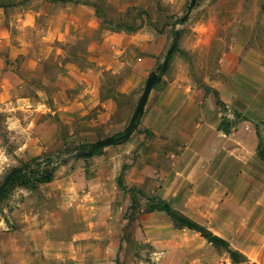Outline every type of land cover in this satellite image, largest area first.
Listing matches in <instances>:
<instances>
[{"label":"crops","instance_id":"1","mask_svg":"<svg viewBox=\"0 0 264 264\" xmlns=\"http://www.w3.org/2000/svg\"><path fill=\"white\" fill-rule=\"evenodd\" d=\"M9 8L17 18L9 26L1 25L5 35H0V181L6 164L51 153L64 138H85L88 127L103 124L101 80L86 64L100 65L105 59L108 64L118 61L120 66L146 70L153 65L151 53L157 52L155 47L160 51L161 41L154 37L139 42V37L150 34L144 27L130 34L107 30L93 0L0 6L4 11ZM116 39L124 45L114 50ZM56 42L83 43L84 48L76 56H66ZM104 45L113 49L103 53ZM129 49L130 63L111 53L120 55ZM164 79L150 91L137 128L126 141L111 145L110 155L90 164L62 163L48 181L14 186L0 217V264H126L125 250L119 248L130 198L118 186L119 176L126 188L139 189L181 210L177 201L189 200L192 186H214L219 180L216 171L223 175L239 161V168L247 172L241 163H245L243 148L258 161L259 138L253 126L227 135L218 131L213 93ZM239 94L244 107L236 106L250 119L260 118V107L253 104L248 90L241 88ZM91 108L98 114L84 118ZM60 124H66V135ZM221 181L227 186L230 178ZM244 181L241 178L239 184L247 185ZM253 217L254 224H240L246 238L237 248L250 263L264 264V210ZM159 245H154L157 260L151 264H225L208 243L202 249L195 246L197 253L189 263L175 245L165 249Z\"/></svg>","mask_w":264,"mask_h":264},{"label":"rangeland","instance_id":"2","mask_svg":"<svg viewBox=\"0 0 264 264\" xmlns=\"http://www.w3.org/2000/svg\"><path fill=\"white\" fill-rule=\"evenodd\" d=\"M93 1L100 8L104 18L103 24L107 30L130 34L133 31L122 29L131 27L136 31L144 27V31L150 34L147 35L148 37H139L138 41L151 42L154 37H161L160 51L154 48L157 51L155 54L151 53L154 63L146 70H140L128 64L120 66L118 61L108 64L105 59L100 65L86 64L88 67L95 68L101 80L100 97L103 102L104 122L101 126L88 127L90 133L85 138H64L61 146L55 145L51 153L39 156L40 168L48 164L42 161L46 156L53 159L58 156L64 160L81 143L94 142L121 132L142 92L148 74L161 64L171 44L172 31L180 29L177 48L171 55L161 80L165 81V77L170 79L169 81L184 85L192 84L196 88L206 87L211 94L215 92L214 102L218 119L219 121L223 118L230 120V133L234 130L247 131L246 125L254 127L259 138L256 150L258 161L250 150L243 148L241 152L245 163H241L246 164L247 172L239 168V161L238 164L232 163L229 172H224L223 175L219 171L215 172L219 180L215 181L214 186L199 185L198 188L192 186L193 194L188 197L189 200L177 201V205L183 207L181 210L170 205L211 233L228 241L233 249L240 251L237 246L242 239L246 238L240 231V224L244 221L254 224V214L264 210V201H262L264 200V0H197L182 24L175 22L185 13L190 0H166L164 3L163 0ZM15 2L24 3L27 6L36 4V0H0V6L5 7V3L8 6L13 5ZM16 18L17 14L12 8H9V11L0 9V35H5L1 25L5 23L9 26L10 21ZM28 19L30 20L31 17L29 16ZM20 31H18L19 34ZM18 33L16 32L17 35ZM112 44H115L114 50H117L124 45V41L116 39ZM55 45L63 49L66 56H76L77 51L84 48L83 43L56 42ZM112 49L111 45H104L102 52L106 53ZM138 52L137 49V55H141ZM228 52L230 54L226 56ZM111 53L118 56L119 61L130 63L129 59L132 56L130 49L120 55L118 51H111ZM55 63L57 67L58 62ZM160 86L161 82L155 86L154 91ZM124 88L125 91H121ZM241 88L247 89L249 96L253 98V104L256 103L260 107V118L250 119L236 106L239 104L240 107H244V98L239 94ZM90 110L84 118L95 117L98 114L94 108ZM65 125L60 124L64 135L67 134ZM110 148L106 146L91 157H74L67 159L64 163L97 162L105 158L104 156L110 155L108 151ZM75 152L83 151L78 149ZM22 164L23 162L6 164L4 175L10 169ZM222 177L230 178L227 186L221 185ZM241 178L247 185L239 184ZM192 185H194L193 182ZM13 188L7 190L0 199V217L4 214L2 208ZM206 194H209V198H206ZM146 197L145 194L136 196L138 207L133 212L127 210L126 216L124 214L125 218L132 216V219L124 221L123 225L120 224L123 226V235L120 237L119 249L125 250L126 264H130L131 261L135 264H151L153 260H157V256H154L152 252L155 249L154 245L158 244L164 249L169 245H175L176 249L182 253L181 258H186L189 263L193 253H197L194 250L195 246L200 245L199 248L202 249V245L207 242L193 230L175 228L164 212L156 215L146 212ZM127 227L131 231L127 232ZM212 248L222 262L232 264L225 250L213 246ZM109 253L110 249L108 253L105 252V254ZM249 264L253 263L249 260Z\"/></svg>","mask_w":264,"mask_h":264},{"label":"trees","instance_id":"3","mask_svg":"<svg viewBox=\"0 0 264 264\" xmlns=\"http://www.w3.org/2000/svg\"><path fill=\"white\" fill-rule=\"evenodd\" d=\"M175 23H179V21L176 20ZM122 30L123 31H133L134 28L129 27V28H124ZM178 32L180 35L181 30L178 29ZM172 34L174 35V30L172 31ZM176 48H177V46H176ZM176 48H175V50H176ZM166 69H167V67H166ZM165 70L161 72V74L157 78L153 88L160 82L161 75L164 74ZM203 88L206 91L208 90V88H206V87H203ZM214 97H215V94H214ZM139 120H140V118H139ZM139 120H138L137 124H135L134 130L137 128ZM230 126H231L230 120L223 118L219 121V123L217 125V130L221 131L222 133L227 135L230 133ZM124 141H126V140L118 141L113 145L122 143ZM91 143L92 142L84 143V146L81 148V150L83 152L90 150V148L92 147ZM102 148H104V147H100V148L95 149L93 152V155L97 154ZM42 161L44 164L48 163L44 168H40L41 163H40L39 157L32 158L28 162L23 163L22 164V171L16 175H14L12 177V179L10 180V182L4 187L2 193L0 194V199L5 195L7 190H9L11 187H14L16 185L23 186V187H31L34 185V183L44 182V181L50 180L53 170L59 164H62L65 162L64 160L60 159L58 156L55 157V159L51 158L50 156H46ZM48 173H50L49 177L47 179H43V176L47 175ZM117 184L124 193L129 194L130 202H129V206H128L127 210H130L132 212L135 211V209L138 207V202L136 201V196L137 195L144 196L142 191H140L139 189H136V188H126L123 185L120 176L117 178ZM145 211L146 212H153V211L164 212L171 219L175 228H186L189 230H193V231L197 232L207 243L211 244L213 247H215L217 249L221 248V249L225 250L227 252V254L229 255V258H230L232 264H249V260L246 258V256L243 253H241L240 251L233 249L229 245L228 241H226L225 239L211 233L205 227L199 225L197 222H195V221L189 219L188 217H186L185 215L181 214L179 211L174 209L170 205V203H168L167 201H165L161 198L155 197V196H147L146 197ZM126 215H127V213H125V216ZM126 219L131 220L132 216L127 217Z\"/></svg>","mask_w":264,"mask_h":264},{"label":"water","instance_id":"4","mask_svg":"<svg viewBox=\"0 0 264 264\" xmlns=\"http://www.w3.org/2000/svg\"><path fill=\"white\" fill-rule=\"evenodd\" d=\"M196 1L197 0H190L189 1V4L187 6L185 13L180 18L177 19L180 24H182L187 19L188 15L190 14L192 8L194 7ZM178 39H179L178 29H174V35H173L171 44H170L168 50L166 51L165 56H164L161 64L157 65L148 74V76L145 80L142 92L137 99L135 107H134L133 111L131 112V115H130L128 122H127L126 126L124 127V129L121 132H117L115 134H112L110 136H107V137H104V138H101V139H98V140L92 142L91 143L92 147L88 151L76 153L75 152L76 150L81 149L84 146V143L79 144L76 148H74L72 150V153L67 155V157H66V159H64V161H66L67 159H70V158H74V157H81V158L91 157L93 155V152L95 149L100 148V147L111 146L118 141L127 140L129 138V136L131 135V133L134 130L135 124H137L139 118L141 117V115L143 113L144 106L146 104L148 95H149L150 91L152 90L157 78L160 76L161 72L164 71L166 69V67L168 66L169 59H170L172 53L174 52V50L177 46ZM21 171H22V166L14 167V168L10 169L3 176V178L0 182V194L2 193L4 187L10 182L12 177L14 175L20 173ZM49 175H50V173L43 176V179H47L49 177Z\"/></svg>","mask_w":264,"mask_h":264}]
</instances>
